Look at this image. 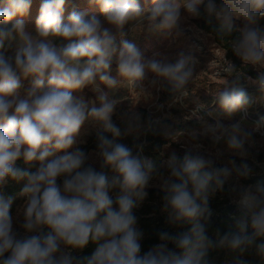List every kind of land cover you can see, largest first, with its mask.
<instances>
[{
    "label": "clouds",
    "instance_id": "clouds-1",
    "mask_svg": "<svg viewBox=\"0 0 264 264\" xmlns=\"http://www.w3.org/2000/svg\"><path fill=\"white\" fill-rule=\"evenodd\" d=\"M150 2L142 10L138 0H88L99 16L85 8L65 20L66 0H42L34 30L23 19L32 0L0 4V189L25 181L15 215L14 197L0 194V264H215L210 254L221 251L224 264H250L248 254L264 264V185H233L232 223L209 235L210 199L230 178L252 171L228 157L244 161L250 148L264 146V117L247 120L249 109L264 106V0ZM185 31L207 45H226L211 103L197 101L180 116L154 103L147 119L139 103L121 110L123 99L148 97L147 103L154 92L168 95L169 108L189 100L199 73L193 54L155 51L145 58L125 38L132 32L175 40ZM85 89L95 99L74 94ZM121 89L128 97L116 98ZM86 125L95 133L92 151L79 146ZM147 134L167 141L165 150L179 143L183 156L149 158L143 144L134 153L119 142ZM21 160L36 164L35 171L18 167ZM152 187L163 193L167 223L179 230L159 232V242L144 251L135 210ZM89 245L91 254L80 256Z\"/></svg>",
    "mask_w": 264,
    "mask_h": 264
},
{
    "label": "rangeland",
    "instance_id": "rangeland-1",
    "mask_svg": "<svg viewBox=\"0 0 264 264\" xmlns=\"http://www.w3.org/2000/svg\"><path fill=\"white\" fill-rule=\"evenodd\" d=\"M41 3H42V0H32L30 12L28 16L23 18L25 24L30 30H34L35 28V21L38 16V11H39V7ZM85 8H90L91 14H95L99 16V10L96 9L95 7L90 6L88 3V0H66L65 20L67 19L68 14L72 10H81ZM17 19H20V18L17 17ZM192 23L196 25L195 20H193ZM125 38L135 43L139 47V49L141 50L145 58L150 57L152 53L155 51L167 52L170 55H175L176 53L180 51H184L186 54L191 53L197 58L199 62L198 63L199 73L195 77L193 84L191 86V93H190L189 100H186L184 105L182 106L176 105V106L169 108L167 107V102L169 99L168 95L164 92H160V93L154 92L153 96L155 97V99L147 103L146 101L148 100V97L133 96L131 98L132 101L131 99H123L122 103L119 105V108L121 110L126 109L131 102H133V104L139 103V105H137V110L142 114V117L144 118L145 116H149L150 112H154V109H153L154 103H160V104L166 105L165 108L163 109V112L165 113L170 112L173 115L180 116V115H189L197 101L208 103V104L211 103V99H212L211 95L215 93V91L219 88L220 84L222 83L221 78L216 75V72L222 64L223 54L226 48H223L218 44L207 45L203 43L205 48L204 50H200L193 45L192 40L190 39L187 31H185L183 36L175 40H165L158 35H148L147 33L134 34L132 32H128ZM228 58L234 60V62H236L239 65V61L235 59L232 53L228 52ZM115 67H116L115 64H113L112 72H111V75L113 76L116 75ZM250 70L253 71L256 75V72L251 68L247 69V72ZM27 86H28V82L25 81V87ZM247 91L249 93V96L252 99H255L258 96L257 91L252 87H249ZM81 95H83L86 100L95 99V94L92 93L88 89H85L84 94H81ZM125 97H128V93L126 92V90L121 89L116 93V98L118 99L125 98ZM263 111H264V106H258V105H255L251 109H249L248 117H247L248 123H253L256 120H258L260 117H264ZM239 117H240V114H238L235 117V119H239ZM116 120H118L117 116H116ZM84 131L89 133L86 135L82 134V139L86 143L88 137H90L92 134H95V133H94V130L91 129L90 125H86ZM155 136L156 138L160 137L158 135H155ZM135 138L139 140L141 139V136L139 138L137 137ZM160 138L161 140H164L162 137ZM255 138L257 140H260L259 134H257ZM85 143H82L80 145H83ZM166 143L168 142L166 141ZM204 143H205V146L207 147L210 144V141H205ZM164 145L162 146V152L164 153L165 158H167V156L170 155L172 152H175L180 157L183 156L184 149L179 143H171L170 146L166 150L164 149ZM256 154L264 155V146L258 145L255 148H250L248 157L244 161H242L240 157H232V156L228 157L229 159H235L237 164L241 162H246L250 166L252 171H251L250 176L246 179H240L239 181H237L236 177L230 178L229 181L225 184L224 190L222 192H218L213 197V198H218L216 202L218 206L222 202H228L227 204L223 205V207H220L221 209H212L214 213L213 223H214L215 218L224 216L223 215L224 212L222 213L220 210H224L226 206L231 203L230 202L231 200L230 188L233 185L237 183H241L245 185H248V184L254 185L259 182L250 183L249 181L252 178L264 177V162H258L255 158ZM21 203L22 201L16 204L12 212L13 215H15L16 210ZM161 205H162V199L155 201L154 206L152 208L154 207L158 208L160 214L164 216L160 211ZM167 230H168L167 232L175 233L179 229H177L174 226L168 225ZM209 235L214 236L213 224L209 229ZM210 255L211 257L214 258L215 264H224V261L226 260V254L223 251L218 252V253H211ZM245 258L250 262V264H258V261L256 260V258L251 254L246 255Z\"/></svg>",
    "mask_w": 264,
    "mask_h": 264
},
{
    "label": "trees",
    "instance_id": "trees-1",
    "mask_svg": "<svg viewBox=\"0 0 264 264\" xmlns=\"http://www.w3.org/2000/svg\"><path fill=\"white\" fill-rule=\"evenodd\" d=\"M141 9L146 10L150 8L151 2L150 0H138ZM3 3V0H0V4ZM97 9V8H96ZM196 25L199 26L201 29H203L206 32H211L212 26L206 24L203 20H195ZM215 23V22H214ZM223 48H226V45L224 44H218ZM229 53H231L229 51ZM249 75L255 76V73L253 71H248ZM75 95H81L83 93H74ZM264 113V111H263ZM148 116H145L144 119H147ZM113 121L121 127L123 130V125L119 120H116V116L113 117ZM121 143L127 145L128 147L133 149V152L135 153L137 149V145H140L141 143L144 145L143 148V155L149 158H156L160 155L162 152V146L166 143L165 140H161L160 137L156 138L155 135L147 134L142 135L141 139H136L133 135L124 136L120 139ZM95 134H92L90 137H88L85 144L80 145V147L85 151H91L95 149ZM255 158L258 162H264V155L263 154H256ZM17 166L28 170V171H35V168L37 167L36 164L32 165H26L24 162L18 161ZM97 170H99V166L96 165ZM250 183L259 182L264 185V177H258V178H252ZM25 181L15 182V181H9V183L3 188L0 189V194L4 195L5 197L11 196L14 197V202L12 205L11 212H13L14 207L16 204L22 201V198L19 197V192L21 191ZM148 196L147 198L142 202V204L135 210V215L138 217V225L139 227L144 231L145 238L142 241V248L144 251L148 250V248L158 243V233L161 231H168V223L166 221V218L162 216L159 212L158 208H152L154 206V202L157 200L162 199L163 193L156 187L149 188L148 190ZM218 198H211L210 199V207L212 209H221L220 207H223V205L227 204L228 202H222L219 206L216 204ZM224 216H220L218 218H215L213 223V231L219 229L221 232L226 231L228 228V225L232 223L231 216L235 214V206L231 203L226 206L224 210H220ZM93 246L89 245L87 248L83 250L82 253H80V256H88L93 251Z\"/></svg>",
    "mask_w": 264,
    "mask_h": 264
},
{
    "label": "built area",
    "instance_id": "built-area-1",
    "mask_svg": "<svg viewBox=\"0 0 264 264\" xmlns=\"http://www.w3.org/2000/svg\"><path fill=\"white\" fill-rule=\"evenodd\" d=\"M197 27H199V26H197ZM199 28H200V27H199ZM200 29H201V28H200ZM187 32H188V35H189L190 39L192 40L193 45H194L196 48L200 49V50H204L205 46H204L203 42L200 41V40H198V39L193 35V33H192L191 31H187ZM205 32H206V31H205Z\"/></svg>",
    "mask_w": 264,
    "mask_h": 264
}]
</instances>
